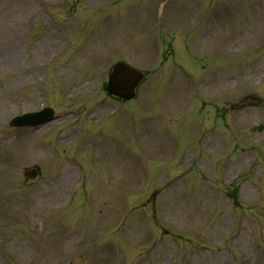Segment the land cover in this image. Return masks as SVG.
<instances>
[{
	"label": "rangeland",
	"instance_id": "1",
	"mask_svg": "<svg viewBox=\"0 0 264 264\" xmlns=\"http://www.w3.org/2000/svg\"><path fill=\"white\" fill-rule=\"evenodd\" d=\"M43 1L0 0V264H264V0Z\"/></svg>",
	"mask_w": 264,
	"mask_h": 264
},
{
	"label": "water",
	"instance_id": "2",
	"mask_svg": "<svg viewBox=\"0 0 264 264\" xmlns=\"http://www.w3.org/2000/svg\"><path fill=\"white\" fill-rule=\"evenodd\" d=\"M144 74L124 63H118L111 75L108 90L124 99H131L136 94V87Z\"/></svg>",
	"mask_w": 264,
	"mask_h": 264
}]
</instances>
